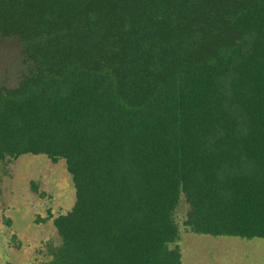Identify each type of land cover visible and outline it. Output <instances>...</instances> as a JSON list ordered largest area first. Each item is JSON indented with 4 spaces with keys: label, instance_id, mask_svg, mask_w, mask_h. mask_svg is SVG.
Listing matches in <instances>:
<instances>
[{
    "label": "trees",
    "instance_id": "1",
    "mask_svg": "<svg viewBox=\"0 0 264 264\" xmlns=\"http://www.w3.org/2000/svg\"><path fill=\"white\" fill-rule=\"evenodd\" d=\"M6 41L0 162L75 190L42 264H181V199L189 232L264 238V0H0Z\"/></svg>",
    "mask_w": 264,
    "mask_h": 264
},
{
    "label": "rangeland",
    "instance_id": "2",
    "mask_svg": "<svg viewBox=\"0 0 264 264\" xmlns=\"http://www.w3.org/2000/svg\"><path fill=\"white\" fill-rule=\"evenodd\" d=\"M19 49L12 41L0 43V83L14 85ZM74 202L72 177L63 159L25 154L1 161L0 264L46 261L50 247L60 241L53 217L69 211ZM187 210L181 199L175 219L182 264H264V238L189 232L183 225Z\"/></svg>",
    "mask_w": 264,
    "mask_h": 264
},
{
    "label": "crops",
    "instance_id": "3",
    "mask_svg": "<svg viewBox=\"0 0 264 264\" xmlns=\"http://www.w3.org/2000/svg\"><path fill=\"white\" fill-rule=\"evenodd\" d=\"M180 247V246H179ZM180 252H181V250H180ZM181 264H182V261H181Z\"/></svg>",
    "mask_w": 264,
    "mask_h": 264
}]
</instances>
